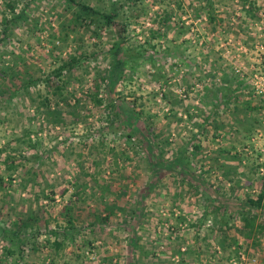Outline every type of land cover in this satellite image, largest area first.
<instances>
[{"label": "rangeland", "instance_id": "rangeland-1", "mask_svg": "<svg viewBox=\"0 0 264 264\" xmlns=\"http://www.w3.org/2000/svg\"><path fill=\"white\" fill-rule=\"evenodd\" d=\"M263 186L264 0H0V264H264Z\"/></svg>", "mask_w": 264, "mask_h": 264}, {"label": "trees", "instance_id": "trees-1", "mask_svg": "<svg viewBox=\"0 0 264 264\" xmlns=\"http://www.w3.org/2000/svg\"><path fill=\"white\" fill-rule=\"evenodd\" d=\"M82 7V12L83 13H93V20L94 22L98 21L100 18H103L107 23L111 24L113 23V18L115 16V13H109V14H104L100 11H97L96 9H94L93 7L87 5V4H81ZM126 51H122V49L120 48V46H117V49L115 50L116 53V66L115 68H120V66L122 67V64H124V62L126 61ZM77 59L75 57H71L69 60H64L63 62H61L53 71L52 75H48L47 78L44 80L45 83H47V86H53V92L56 94H61L62 95V88L64 86V74L65 72L71 70V68H73L75 65V61ZM121 69V68H120ZM112 77L109 75L107 77V80H110ZM58 81H56V80ZM96 98V96H95ZM97 103H102L101 99H96ZM115 102L114 100L111 102V104L113 105ZM114 107H117V111L114 112L115 117L117 119H121L125 121V125L129 128L130 135H141L143 137V139L148 143V144H152V139H150V135H154L153 132L150 131V127L148 126V124H144L143 127L141 126V120H140V115L136 113L135 109L129 105L126 101H122V103L120 105H117L116 103L113 105ZM114 116V115H113ZM123 118V119H122ZM161 152V150H159V153ZM155 157H158V155H154ZM183 156L181 155L179 157V164L177 165L178 167L176 169L182 170V171H186L184 172L185 175H188V170L185 169L183 167V162H182ZM180 165V166H179ZM191 176H188V178H190ZM245 206L248 208V211H242L243 213V218H242V227L244 228V230L242 229V232L244 233V231L246 230L247 233L251 234V233H256L257 228L259 227V224H257V220H258V213H255L254 210H262V208L264 207V186L262 187L260 193L258 194L257 197H249L246 201H245ZM225 208V207H224ZM226 212H221L220 216H221V220H222V224H226L228 227H231L229 225V219L227 217H225ZM69 218L71 220H73V217L71 215V213L68 214ZM134 244V242H133ZM61 245L60 241H56V243L54 244L55 249L58 248ZM133 246V245H132ZM135 246V244H134ZM132 264V263H130Z\"/></svg>", "mask_w": 264, "mask_h": 264}]
</instances>
